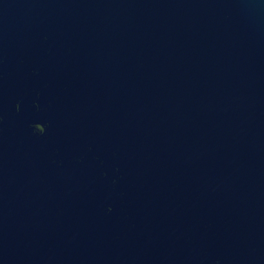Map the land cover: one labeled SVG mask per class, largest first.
I'll list each match as a JSON object with an SVG mask.
<instances>
[{"label":"water","instance_id":"obj_1","mask_svg":"<svg viewBox=\"0 0 264 264\" xmlns=\"http://www.w3.org/2000/svg\"><path fill=\"white\" fill-rule=\"evenodd\" d=\"M0 264H264V0H0Z\"/></svg>","mask_w":264,"mask_h":264}]
</instances>
